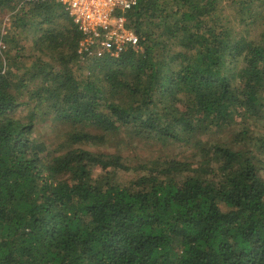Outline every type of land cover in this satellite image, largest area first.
Returning a JSON list of instances; mask_svg holds the SVG:
<instances>
[{"label":"trees","instance_id":"obj_1","mask_svg":"<svg viewBox=\"0 0 264 264\" xmlns=\"http://www.w3.org/2000/svg\"><path fill=\"white\" fill-rule=\"evenodd\" d=\"M4 11L0 264H264V0H139L89 66L57 0Z\"/></svg>","mask_w":264,"mask_h":264},{"label":"built area","instance_id":"obj_2","mask_svg":"<svg viewBox=\"0 0 264 264\" xmlns=\"http://www.w3.org/2000/svg\"><path fill=\"white\" fill-rule=\"evenodd\" d=\"M81 34L78 55L82 62L118 58L128 49L142 50L140 37L127 14L139 0H57ZM5 48V46H3Z\"/></svg>","mask_w":264,"mask_h":264},{"label":"rangeland","instance_id":"obj_3","mask_svg":"<svg viewBox=\"0 0 264 264\" xmlns=\"http://www.w3.org/2000/svg\"><path fill=\"white\" fill-rule=\"evenodd\" d=\"M13 14L14 13H12V12L4 11V13H2L0 15V22L2 23L1 24V26H2L1 29H2L3 35H7L10 32L11 28H12V16H13ZM4 44L0 43V49H1L2 53H4L8 49L7 44L6 43H4ZM22 44H23V46H26L27 49L29 48V50H30L31 46L33 45V36L32 35L28 36V39H25L22 42ZM3 46H5V48H3ZM90 63L91 62H88L86 64V66L87 65L89 66ZM81 74H82V76L84 75V77H87L89 75V71L88 70H84L83 72H81ZM81 74H79V76ZM40 131L43 132L45 135H47L48 138H50L52 140L58 136L56 134L59 132V130H57V129L53 130V126H52V124L50 122H48L46 124L43 123L41 125V130ZM145 148H146L145 150L140 152L139 150H135L134 147H130V149L128 150V153L130 155L131 154L134 155V154H137V153H139L141 155L142 154H146V156L154 155L156 157H159L160 159L164 158L165 156L169 157V155L164 154L162 151H159L158 149L150 148L149 144H147L145 146ZM169 154H170V159L174 158L175 156L177 157L179 155V154L176 153V151L174 149H171Z\"/></svg>","mask_w":264,"mask_h":264}]
</instances>
